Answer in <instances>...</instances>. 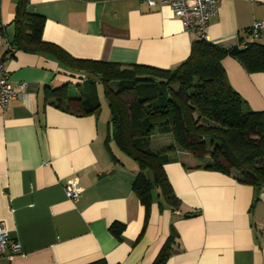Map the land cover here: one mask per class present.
Instances as JSON below:
<instances>
[{"label": "crops", "instance_id": "0c3cea01", "mask_svg": "<svg viewBox=\"0 0 264 264\" xmlns=\"http://www.w3.org/2000/svg\"><path fill=\"white\" fill-rule=\"evenodd\" d=\"M17 1L0 0V31L14 48H0V58L17 94L0 109V223L22 251L0 264H154L171 235L164 264H264V188L241 183L236 171L190 169L189 156L176 151L164 171L178 203L153 191L146 209L132 190L135 165L110 157L106 102L84 116L48 102L47 87H81L87 77L72 74L50 50L16 49ZM27 10L45 19V42L81 60L173 70L198 38L166 4L29 0ZM254 22L264 25V0H222L206 40L235 47ZM254 40L264 45V29ZM222 67L245 107L264 112V73H246L232 57ZM171 144L169 135H153L149 147ZM74 180L82 190L77 201L65 192ZM114 222L124 225L120 239L108 230Z\"/></svg>", "mask_w": 264, "mask_h": 264}, {"label": "trees", "instance_id": "16d2710c", "mask_svg": "<svg viewBox=\"0 0 264 264\" xmlns=\"http://www.w3.org/2000/svg\"><path fill=\"white\" fill-rule=\"evenodd\" d=\"M28 3L16 4L14 46L20 51L50 50L72 74L87 77L73 93L72 83L47 87L52 97L48 102L65 112L77 116L97 112L96 84L101 86L111 115L106 139L110 157L116 163L135 165L132 190L146 209L153 191L164 201L178 203L164 171L171 160L168 155L176 151L189 156L190 169L236 171L241 183L264 188V112L245 107L222 67L224 58L232 57L246 73H264V45L250 39L248 30L237 46L228 49L197 38L188 58L173 70L81 60L42 39L45 19L29 13ZM165 134L172 144L150 149V138ZM108 230L120 239L124 225L114 222ZM172 238L154 264L165 263Z\"/></svg>", "mask_w": 264, "mask_h": 264}, {"label": "built area", "instance_id": "2783aa9c", "mask_svg": "<svg viewBox=\"0 0 264 264\" xmlns=\"http://www.w3.org/2000/svg\"><path fill=\"white\" fill-rule=\"evenodd\" d=\"M148 8H153L157 4H166L173 11L174 15L179 18L186 32L197 35L200 39H206L205 29L213 20L217 13L222 0H139ZM264 29L262 22H254L249 28L250 37L258 38ZM6 46L8 53H13L14 49L7 41L4 34L0 33V48ZM17 88L24 98V83L18 84ZM17 96L8 74L3 66V58H0V109L7 110L11 100ZM67 197L72 201H77L82 193L77 182L69 181L65 185ZM264 235V229L260 230ZM21 246L17 241L10 239L4 224L0 223V258L11 259L14 255L21 253Z\"/></svg>", "mask_w": 264, "mask_h": 264}, {"label": "rangeland", "instance_id": "374dc122", "mask_svg": "<svg viewBox=\"0 0 264 264\" xmlns=\"http://www.w3.org/2000/svg\"><path fill=\"white\" fill-rule=\"evenodd\" d=\"M88 79H89V78H88ZM78 83H79V82H78ZM75 87H76V83H73V85H71V87H70L72 93H73V91H75ZM96 94H97L98 97H99L98 102H99V104H100V106H101L102 104H104V102H106V100H105L104 97H103V93H102V88H101V86H99V87L96 88ZM100 96H101V98H100ZM106 104H107V103H106ZM106 106H107V105H106Z\"/></svg>", "mask_w": 264, "mask_h": 264}]
</instances>
